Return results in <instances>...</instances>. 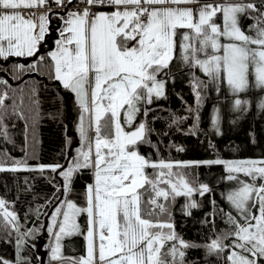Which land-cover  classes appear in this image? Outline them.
Listing matches in <instances>:
<instances>
[{
  "label": "snow or ice",
  "instance_id": "1",
  "mask_svg": "<svg viewBox=\"0 0 264 264\" xmlns=\"http://www.w3.org/2000/svg\"><path fill=\"white\" fill-rule=\"evenodd\" d=\"M53 17L63 27L57 29L55 49L45 56L40 49ZM242 20L251 21L246 29ZM13 57L32 58L13 65V79L47 67L52 79L75 93L81 110L79 146L75 155L64 153L67 164L29 165V130L34 155L42 118L38 91L35 86L14 88L0 75V140L14 143L7 121L15 118L24 124L26 145L23 159L0 150V173L50 171L62 180L47 226L54 238L46 246L49 264H201L188 258L196 249L204 250L203 264H209L207 258L217 264H264V158L217 155L182 161L161 152L173 130L192 136L203 131L201 111L210 91L229 93L235 112L245 113L253 103L264 112V95L255 101L242 98L253 90L264 93V0H0V73L8 72L3 63ZM176 73L185 75L193 97L188 104L176 94L184 115L158 103L168 99ZM161 119L168 131L155 127ZM189 120L185 131L181 126ZM221 120V108L214 105L210 122L216 135H222ZM153 136L162 139L154 142ZM71 145L68 138L66 147ZM166 147L184 151L174 143ZM209 147L215 151L211 141ZM205 166L223 167L218 183L229 182V187L219 195L228 211L218 204L214 187L190 171ZM85 171L91 182L79 205L70 197L75 178ZM24 184L30 192L27 178ZM179 198L186 217L208 198L210 211L200 221L211 233L205 242L177 232ZM14 204L0 197V230L16 236L15 258L0 256V264H32L26 255L29 238L35 240L44 226L22 230ZM217 215L226 225L219 231ZM74 235L83 236L85 255L65 257L62 240Z\"/></svg>",
  "mask_w": 264,
  "mask_h": 264
},
{
  "label": "trees",
  "instance_id": "2",
  "mask_svg": "<svg viewBox=\"0 0 264 264\" xmlns=\"http://www.w3.org/2000/svg\"><path fill=\"white\" fill-rule=\"evenodd\" d=\"M203 2V0H202ZM250 20H242V26L246 29ZM58 24H51V32L46 37V43L40 49V53L45 55L53 48L54 41L57 37ZM32 62V58L13 57L3 63V67L8 69L7 73H0L3 78L8 79L9 83L15 87H24L26 90L29 87L35 86L38 91L40 101L41 120L36 130L35 153L31 145V130H29V144L27 146L28 163L35 166L38 164H67L64 158V153L74 155V147L78 144V139L75 135L74 115L70 112L66 105V95L62 88L56 84L55 80L49 76V69L42 67L39 73L24 74L19 80L12 78V67L14 64H27ZM45 65L49 61L45 60ZM176 82L170 85L168 99L162 100L159 106L176 112L177 115H184V104L177 97V93L183 96L188 104H193V97L190 91V86L185 75L176 73ZM264 93L258 90H253L249 94H242V98H247L255 101L258 96ZM232 97L225 92L218 96L215 91H210L206 95L204 107L201 111V124L203 130L198 136L185 135L183 132L173 130L169 137L164 139L161 145V152L165 158H171L182 161L206 160L219 158L223 159H242V158H264V112L256 108L255 103L249 111L245 113L235 112L231 108ZM221 108V132L222 135H216L212 129L210 122V114L213 106ZM160 115L166 116L167 112H162ZM235 121V123H233ZM9 124V134L14 143H7L0 140V150L7 151L12 158L23 159L25 152L22 151L26 147L24 140V124L15 118L7 121ZM15 127H12V125ZM191 120L185 122L181 127L186 131ZM155 127L161 131H168L166 122L161 119L155 124ZM71 138V148L66 147V140ZM153 141L162 139L153 136ZM209 141L215 145V151L209 147ZM169 143H174L177 146L184 148L183 152H177L175 149L166 147ZM143 151L148 152L151 149L145 147ZM10 163V161H9ZM191 172L198 176L201 182L209 183L214 187L216 199L220 207L228 211V206L224 202L219 193L226 191L229 187V182L218 183L220 177L224 175L222 166L200 167L191 169ZM28 180V186L31 187L30 192H25V179ZM51 181V182H50ZM61 178L50 171L43 174L39 172H2L0 173V197L8 201H15L12 207L22 218L23 229L27 231L29 228L44 227L40 230V235L46 229L48 215L51 214L55 203L56 187L61 184ZM91 182V173L88 171L79 174L73 184V195L70 197L79 205H83V192L87 183ZM197 199H200L197 197ZM52 200L53 204L48 201ZM184 203L183 198H179L174 209L176 230L186 240H194L198 243H203L211 234L209 226L202 225L200 221L204 219L206 212L210 211L208 198L203 199L204 207L201 210H193L191 217H186L180 212V205ZM39 208V213L36 209ZM47 213V215H45ZM27 217L26 219H24ZM82 226H86L85 216L79 217ZM217 230L224 229V224L221 216L216 218ZM37 237V236H36ZM15 233L10 237L0 230V256L5 259L13 260L15 258ZM31 239V238H29ZM36 240V238H35ZM33 240V241H35ZM51 240L50 236L44 239V243ZM30 241V240H29ZM64 250L67 257H78L84 253V239L82 235H74L63 239ZM43 250L34 248L29 242L26 255L31 256L32 264H39L45 261L47 251L43 254ZM188 258L190 260H198L203 264L206 259L203 249L190 250ZM209 264H217L215 258H207Z\"/></svg>",
  "mask_w": 264,
  "mask_h": 264
},
{
  "label": "rangeland",
  "instance_id": "3",
  "mask_svg": "<svg viewBox=\"0 0 264 264\" xmlns=\"http://www.w3.org/2000/svg\"><path fill=\"white\" fill-rule=\"evenodd\" d=\"M38 14H39V10H37V15H38ZM53 18H54V17H53ZM58 22H59V21H58ZM59 23H60V22H59ZM62 27H63V26H62ZM58 29H59V28H58ZM57 38H58V31H57ZM57 38H56V39H57ZM56 39H55V40H56ZM54 42H55V41H54ZM53 46H54V47H53L51 50H54V49H55V43H54ZM51 50H49V51H51ZM55 82H56L57 85H59V86L62 88L63 93H64V94L66 95V97H67V99H66V105H67V108L70 110V112L72 113V115H74L73 120H74V126H75V135H76V137H77V139H78V144L74 147V155H75V149L79 146V133H78V131H77V129H78V125H79V121H80V115H81V110H80L79 102H78L77 99H76V95H75V93H73L72 91H70V90H68V89L63 88L61 82L56 81V80H55ZM242 159H261V158H242ZM193 161H198V160H193ZM52 211H53V209H52ZM52 211H51V213H52ZM50 216H51V214L48 215V221H47V223H46L47 226H48V224L50 223ZM85 219H86V217H85ZM79 223H80V225H81V221H80V219H79ZM47 226H46V229H45V235H46V237H47V236H50L51 240L47 241L48 243H44V246L41 245V249L47 251L46 259H45V261L43 262L44 264H49V259H50V249H49L48 247H46V246L49 245V244H51V243L54 241V238H53V237L47 232ZM81 228H82L83 230L86 231V227H84V226L81 225ZM36 236H37V237H36V240H35V241H33L32 239H29V240H30L29 242L33 245L34 248L36 247V249H38L37 246H39V245H38V243H39L38 238H40V233L37 234ZM62 244H63V240H62ZM62 252H63V255H64V256H68V255L65 253V250H64V244H63ZM82 255H85V241H84V253H83ZM82 255H80V256H82ZM80 256H78V257H76V258H79ZM39 264H42V263H39Z\"/></svg>",
  "mask_w": 264,
  "mask_h": 264
},
{
  "label": "built area",
  "instance_id": "4",
  "mask_svg": "<svg viewBox=\"0 0 264 264\" xmlns=\"http://www.w3.org/2000/svg\"><path fill=\"white\" fill-rule=\"evenodd\" d=\"M77 6V4L76 3H74V5H73V8H75ZM80 7H83V5L81 4V5H79ZM53 8H55V6L53 5ZM24 14H28V10H24Z\"/></svg>",
  "mask_w": 264,
  "mask_h": 264
},
{
  "label": "crops",
  "instance_id": "5",
  "mask_svg": "<svg viewBox=\"0 0 264 264\" xmlns=\"http://www.w3.org/2000/svg\"><path fill=\"white\" fill-rule=\"evenodd\" d=\"M61 15H63V13H61ZM54 18H55V17H54ZM54 18H53V19H54ZM55 19H56V18H55ZM58 21L60 22V23H59V28H61V27L63 26L62 21L59 20V19H57V22H58ZM56 38H57V37H56ZM53 47H54V46H53Z\"/></svg>",
  "mask_w": 264,
  "mask_h": 264
},
{
  "label": "flooded vegetation",
  "instance_id": "6",
  "mask_svg": "<svg viewBox=\"0 0 264 264\" xmlns=\"http://www.w3.org/2000/svg\"><path fill=\"white\" fill-rule=\"evenodd\" d=\"M39 245L41 246V244H40V243H39ZM40 246H39V247H40Z\"/></svg>",
  "mask_w": 264,
  "mask_h": 264
}]
</instances>
